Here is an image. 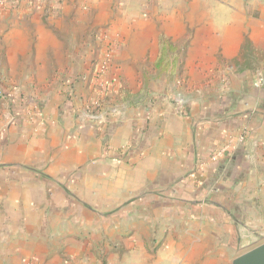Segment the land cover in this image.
<instances>
[{"label": "crops", "instance_id": "obj_1", "mask_svg": "<svg viewBox=\"0 0 264 264\" xmlns=\"http://www.w3.org/2000/svg\"><path fill=\"white\" fill-rule=\"evenodd\" d=\"M44 2L0 11V264H229L259 242L264 0Z\"/></svg>", "mask_w": 264, "mask_h": 264}, {"label": "built area", "instance_id": "obj_2", "mask_svg": "<svg viewBox=\"0 0 264 264\" xmlns=\"http://www.w3.org/2000/svg\"><path fill=\"white\" fill-rule=\"evenodd\" d=\"M20 0H16L12 2V4H15L16 2H19ZM31 1V0H27ZM29 3V2H28ZM8 4L7 0H0V8L5 7ZM115 46V43H111L107 46L106 51L103 55V59L100 61L96 69H94L92 74V81L93 85L96 90V96L97 98L94 100V105L96 108L100 106V102L102 98H104V95L108 89V83L105 79L107 75V70L109 69V65L113 56V48ZM258 83H262V77H259ZM95 117L97 116L96 112L93 113ZM242 138V137H240ZM228 152V148L226 146L220 147L219 149L213 151L210 155V159L216 160L220 156L226 154Z\"/></svg>", "mask_w": 264, "mask_h": 264}, {"label": "rangeland", "instance_id": "obj_3", "mask_svg": "<svg viewBox=\"0 0 264 264\" xmlns=\"http://www.w3.org/2000/svg\"><path fill=\"white\" fill-rule=\"evenodd\" d=\"M14 1H16V0H7L8 4L5 7L0 8V11H5L6 12L7 10H9L12 7V5H13L12 2H14ZM25 1L27 3L28 2L32 3V5L30 4L32 10L42 9V7L45 5L44 0H32L31 2L27 1V0H25ZM33 1H34V3H33ZM98 1L101 2L102 0H98ZM103 1L108 2L109 0H103ZM113 1H117L118 2V0H113ZM66 2L67 3L78 2V5L81 6V9H88L87 10L88 12H93L94 11V9L90 10V5H92V0H66ZM118 9H119V6L117 4L113 5V7L111 8V10L113 12L117 11ZM153 13H155V10H153ZM108 70H107V72H108ZM8 99L9 98H7V96L4 95L3 91L0 90V121L3 123V125H2L3 127L6 126L7 123H9V125H11V121H9V119L6 117L7 115L6 116H2L3 111L7 112V110L12 111V109H15L14 105L10 104ZM33 107H34V105L31 106V109H33ZM262 242H264V234L261 237V239L259 240V242L254 243V245H252L250 247H245V248H240V249H229V251H228L229 264L231 262V259L234 258L236 255H238V254H240V253H242V252H244V251H246V250H248V249H250V248H252V247H254V246H256V245H258L260 243H262Z\"/></svg>", "mask_w": 264, "mask_h": 264}, {"label": "trees", "instance_id": "obj_4", "mask_svg": "<svg viewBox=\"0 0 264 264\" xmlns=\"http://www.w3.org/2000/svg\"><path fill=\"white\" fill-rule=\"evenodd\" d=\"M176 60L175 44L172 43L169 38L161 35L159 37V51L156 60L153 63V69L158 73L169 72L170 74H173L175 71ZM90 110L95 113V109Z\"/></svg>", "mask_w": 264, "mask_h": 264}, {"label": "water", "instance_id": "obj_5", "mask_svg": "<svg viewBox=\"0 0 264 264\" xmlns=\"http://www.w3.org/2000/svg\"><path fill=\"white\" fill-rule=\"evenodd\" d=\"M230 264H264V242L236 255Z\"/></svg>", "mask_w": 264, "mask_h": 264}]
</instances>
